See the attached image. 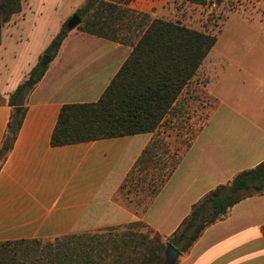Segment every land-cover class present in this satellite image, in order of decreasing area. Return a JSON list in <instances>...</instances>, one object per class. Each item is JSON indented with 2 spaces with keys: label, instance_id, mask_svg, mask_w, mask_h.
Instances as JSON below:
<instances>
[{
  "label": "crops",
  "instance_id": "1",
  "mask_svg": "<svg viewBox=\"0 0 264 264\" xmlns=\"http://www.w3.org/2000/svg\"><path fill=\"white\" fill-rule=\"evenodd\" d=\"M34 1L21 0L20 11L1 29L0 146L14 111L9 95L30 79L51 40L89 0H59L62 5L49 15L35 12ZM102 1L150 18L168 14V0ZM236 1L242 8L227 11L196 75L205 78L203 89L213 103L197 108L207 115L196 132L192 119L185 123L187 140L180 150L178 130L172 135L164 125L170 114L153 133L51 146L62 106L96 102L132 49L120 40L68 33L27 93L19 129L0 165V243L45 241L136 222L165 241L203 195L264 161V0ZM125 21L128 33H139L130 17ZM195 78L176 106L184 104L180 99ZM153 139H161L179 162L143 209L131 208L120 189ZM176 264H264V195L234 205Z\"/></svg>",
  "mask_w": 264,
  "mask_h": 264
},
{
  "label": "trees",
  "instance_id": "2",
  "mask_svg": "<svg viewBox=\"0 0 264 264\" xmlns=\"http://www.w3.org/2000/svg\"><path fill=\"white\" fill-rule=\"evenodd\" d=\"M184 1L206 3V0ZM20 8L21 0H0V40L2 27ZM116 10L112 3L89 0L75 12L83 19L77 27L80 32L120 40L114 25L123 22L128 27L124 19L130 17L136 24L133 32L139 33L120 40L131 46V52L96 102L62 106L50 139L53 147L155 132L167 115L176 113L178 97L196 77L216 42V37L206 31L150 18L129 9ZM67 35L68 31L62 27L51 40L44 53L50 61ZM47 67L32 69L30 80L37 83ZM29 90L26 82L19 85L9 95V105L24 106ZM22 116L23 111L18 115L12 113L0 146V165L12 147ZM170 156L164 142L153 139L143 149L125 182L133 179L137 168L159 166L163 170L152 190L151 197H154L179 162L176 159L166 165ZM259 195H264V161L238 172L203 195L165 241L158 234L150 237L135 232L134 227L144 225L136 222L124 227L121 233L72 234L55 238L54 244L47 240L45 243L40 240L2 242L0 264H162L167 244L175 247L180 255L185 253L208 226L224 219L234 205Z\"/></svg>",
  "mask_w": 264,
  "mask_h": 264
},
{
  "label": "rangeland",
  "instance_id": "3",
  "mask_svg": "<svg viewBox=\"0 0 264 264\" xmlns=\"http://www.w3.org/2000/svg\"><path fill=\"white\" fill-rule=\"evenodd\" d=\"M255 1L256 0H254L253 2ZM253 2L250 1V4L253 5V11L256 12V6ZM167 3L168 5L166 13L168 14H166L163 19L171 22L180 23L194 30L206 31L213 35L220 30V27L222 26V23L226 17L227 11L235 10L236 8H242L243 6L240 1L236 0H217L214 6L212 5L210 0H206L205 4H200L199 2L193 3L184 0H168ZM34 4L35 12L44 11V13H48V15L51 13L54 14V12H56L57 8L54 7L56 6V4H59V6L62 5L60 4L59 0H43V2H41V0H35ZM262 20L264 19L262 18ZM121 24L119 22L118 24L116 23L114 25V29L117 32L115 33L118 35V38L121 41L123 39L126 40L128 38H132L133 35L128 33V28L125 26V24L123 25V22ZM63 28H65V25L63 26ZM76 30L77 27L71 31H68V33L74 34ZM44 53L45 51L42 53L40 59L38 60V64H40L43 57L46 56ZM26 80V85L32 81L28 78H26ZM204 81L205 78L202 75H198L195 78L194 82L191 83V86L187 88L186 96L180 99V101L184 104L180 103L179 105H177L176 107L178 110L176 111V113L170 114L169 118L164 123L165 128H169L172 132V135H176L175 130H178L177 133H179L178 135L180 136L176 139V142H178L176 146L179 147V150L182 149L183 145L186 143L187 140L183 132L187 127V124L185 127V123H188V119H192V129L196 132L198 127L203 123L205 116L207 115L206 111L204 110L201 112L197 111L201 106H203V108L209 106L210 102V100L205 95L203 89ZM34 85L35 83H33L29 87V89L33 88ZM183 99L186 101H184ZM210 103L212 105L213 101ZM167 160L168 161L166 165H171L172 163H174V160H176V157L175 155H172L167 158ZM162 170L163 169H160L159 166H150L149 169L143 170L137 168L134 172L133 179L129 178L125 182L124 186L120 189V195L125 201L126 205H128V203H132V206H130L131 208L135 205H138L139 210L143 209V206H145L147 204V201L151 198L152 190L155 189L157 182L159 181L157 177L159 174L162 175V173H160ZM126 226L91 231L85 233V235H106L108 233L113 235L116 233L123 232L125 230L124 227ZM133 230L140 234L149 235L150 237H154L155 235H157L155 231L147 228L144 225L136 228L134 227ZM47 241L51 244H54L56 240L51 239Z\"/></svg>",
  "mask_w": 264,
  "mask_h": 264
},
{
  "label": "water",
  "instance_id": "4",
  "mask_svg": "<svg viewBox=\"0 0 264 264\" xmlns=\"http://www.w3.org/2000/svg\"><path fill=\"white\" fill-rule=\"evenodd\" d=\"M81 24V19L76 15L73 14L68 21L65 24V30L66 31H71L73 29H75L76 27H78ZM50 63V59L47 56H44L41 63L39 64L40 68H44L45 66H47ZM34 82H29L26 87L29 88ZM14 113L15 114H19L22 110L23 107L22 106H17L14 107ZM180 255V252L173 247L170 244L166 245V248L164 250L163 256H164V260L162 262V264H175L178 257Z\"/></svg>",
  "mask_w": 264,
  "mask_h": 264
},
{
  "label": "built area",
  "instance_id": "5",
  "mask_svg": "<svg viewBox=\"0 0 264 264\" xmlns=\"http://www.w3.org/2000/svg\"><path fill=\"white\" fill-rule=\"evenodd\" d=\"M210 1H211V3H212L213 6H214L215 3L217 2V0H210Z\"/></svg>",
  "mask_w": 264,
  "mask_h": 264
}]
</instances>
